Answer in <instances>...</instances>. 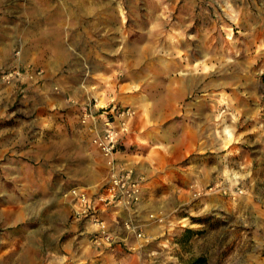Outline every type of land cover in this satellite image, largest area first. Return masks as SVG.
I'll list each match as a JSON object with an SVG mask.
<instances>
[{
    "label": "rangeland",
    "instance_id": "1",
    "mask_svg": "<svg viewBox=\"0 0 264 264\" xmlns=\"http://www.w3.org/2000/svg\"><path fill=\"white\" fill-rule=\"evenodd\" d=\"M51 38H64L66 53ZM16 68L40 73L1 80ZM45 74L77 81L65 89L69 107L41 111L56 114L62 128L53 121L31 137L30 96ZM108 102L109 115L112 105L134 112L118 148L133 153L127 162L144 190L180 198L179 206L168 201L172 212H155L168 232L129 259L264 264V0H0V140L9 129L17 149L0 151V232L46 214L66 218L65 189L104 182L92 142L70 140V117L91 125L93 136L82 115L91 104L103 118L99 107ZM27 140H36L33 151ZM196 144L223 160V183L176 187L158 178L167 161L184 164Z\"/></svg>",
    "mask_w": 264,
    "mask_h": 264
},
{
    "label": "crops",
    "instance_id": "2",
    "mask_svg": "<svg viewBox=\"0 0 264 264\" xmlns=\"http://www.w3.org/2000/svg\"><path fill=\"white\" fill-rule=\"evenodd\" d=\"M52 39V42H57L60 48L65 52L62 42L64 38ZM76 34H73L71 39L76 46ZM50 41L49 37L46 36L37 42L44 43ZM60 42V43H59ZM35 43V42H34ZM34 44H31L28 50L35 49ZM66 53V52H65ZM73 66V65H72ZM79 67H72L71 72L78 71ZM77 77L64 74L58 76H51L50 74L43 75V81L40 86L30 96L32 101L30 113L27 115L29 131L32 137L33 134L43 133V127L51 122L56 121V126L59 128L61 124L56 117V114L42 113V110H50L53 107L59 109L62 107H69L64 103L63 96H65L66 88L71 83H75ZM52 85H57L61 89V94L51 90ZM64 115V114H61ZM55 116V117H52ZM66 116V115H65ZM54 118V119H52ZM71 118L70 124V140L72 142H79L82 138L89 139L91 144L92 138V126L86 125L81 126L78 122V118ZM77 118V119H76ZM3 138L0 140V151H8L9 153L15 152L16 140L14 136L10 134L8 129V135L3 131ZM65 134V133H64ZM68 135V134H66ZM69 136V135H68ZM31 141V140H30ZM27 140V147L25 150L33 151V142L36 144V140ZM79 148V145H77ZM128 148L121 149L118 155L119 160H130L133 153L128 154ZM184 157V156H182ZM210 157L215 158L213 161ZM130 158V159H129ZM177 159L179 158L176 157ZM185 163L180 164L178 162L167 161V163L160 167L161 174L158 175L160 180L166 179L170 183H173L176 187L179 183H186L188 185L204 184V183H223V160L218 159L217 156H209L207 151L201 149L196 144L194 148L186 151ZM132 160V159H131ZM13 158L9 156L6 161L11 164ZM131 164V163H130ZM137 166V165H136ZM89 188L90 195H93L98 187L95 185L86 186ZM64 190V189H63ZM146 192H143V201L138 209L137 219L144 224V232L149 242H153L157 238H161L168 232L169 228L165 225L159 226L149 224L147 222V215L149 213H155L161 210L164 213L172 212L168 207V201L172 202V206L180 205L179 194L175 191L168 197L162 196V194H154L153 196ZM44 198V197H42ZM68 208H65V215L57 213L56 215L46 214L44 222L40 223H24L9 225L8 229L4 232H0V263L1 264H137L139 258L130 257L128 253H135L136 250L130 248H136L142 245L141 252L148 251L151 243L144 244L133 237H129L124 243L115 246L113 249H105L103 251L95 249L89 240L88 225L80 220L75 219L72 216V209L70 204ZM56 221H52V218L56 217ZM105 218L111 222L115 218L122 220L125 218V213H115L113 209H110L106 214ZM2 215L0 213V222ZM160 243H158L159 245ZM105 252V253H104ZM124 264V263H123Z\"/></svg>",
    "mask_w": 264,
    "mask_h": 264
},
{
    "label": "built area",
    "instance_id": "3",
    "mask_svg": "<svg viewBox=\"0 0 264 264\" xmlns=\"http://www.w3.org/2000/svg\"><path fill=\"white\" fill-rule=\"evenodd\" d=\"M40 72L20 70L18 68L1 75L5 83H15L23 78L34 79ZM111 102L102 109V115L96 116L91 104L82 115V123L90 121L94 126L91 142L99 151L106 166V177L97 191L90 195L84 186L73 185L64 190L63 195L71 205L73 217L88 225L89 240L100 251L124 243L129 237L149 243L144 232V224L137 219L138 209L143 201L144 177L136 173L133 166L125 160H119V144L127 133V126L134 114L131 109L110 107ZM95 106V105H94ZM113 209L115 213H125L122 220L109 222L105 214ZM147 222L154 225L165 224V216L149 213ZM142 245L131 250L141 251Z\"/></svg>",
    "mask_w": 264,
    "mask_h": 264
},
{
    "label": "trees",
    "instance_id": "4",
    "mask_svg": "<svg viewBox=\"0 0 264 264\" xmlns=\"http://www.w3.org/2000/svg\"><path fill=\"white\" fill-rule=\"evenodd\" d=\"M192 264H201V260L200 259H197Z\"/></svg>",
    "mask_w": 264,
    "mask_h": 264
}]
</instances>
